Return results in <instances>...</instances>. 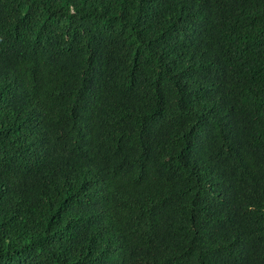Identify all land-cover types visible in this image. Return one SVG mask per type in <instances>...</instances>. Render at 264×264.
Segmentation results:
<instances>
[{"label": "trees", "instance_id": "16d2710c", "mask_svg": "<svg viewBox=\"0 0 264 264\" xmlns=\"http://www.w3.org/2000/svg\"><path fill=\"white\" fill-rule=\"evenodd\" d=\"M0 264H264V0H0Z\"/></svg>", "mask_w": 264, "mask_h": 264}]
</instances>
